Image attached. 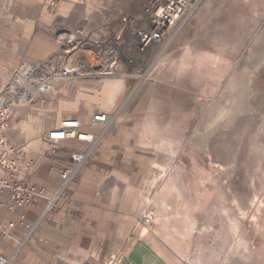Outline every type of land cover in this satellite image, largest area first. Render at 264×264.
I'll use <instances>...</instances> for the list:
<instances>
[{
    "label": "crops",
    "instance_id": "0c3cea01",
    "mask_svg": "<svg viewBox=\"0 0 264 264\" xmlns=\"http://www.w3.org/2000/svg\"><path fill=\"white\" fill-rule=\"evenodd\" d=\"M127 1L111 0L106 7L132 17L137 9ZM88 2L6 0L0 24V54L6 61L0 62V72L15 73L24 63L41 64L57 54L56 28L75 32L86 23L90 32L99 30L93 12L98 9ZM197 17L203 27L258 25L264 0H206ZM215 28L205 34L214 35ZM194 41L163 59L153 79L134 88L126 90L130 81L121 78L64 76L49 97L11 117L7 137L22 166L19 178L29 179L44 196L21 211L0 207L1 256L11 264H184L183 223L172 219L173 204L185 184L197 117L210 115L225 84L216 68L221 54L211 45L217 38L204 40L210 47L203 40L193 47ZM97 111L110 114V131L78 167L42 227L17 250L22 224L35 223L45 195L62 184L59 162L90 146L74 138L52 145L47 134L63 120L77 119L80 131L101 135L104 126L93 120ZM150 186L156 187L149 196L154 224L147 226L142 215Z\"/></svg>",
    "mask_w": 264,
    "mask_h": 264
},
{
    "label": "rangeland",
    "instance_id": "374dc122",
    "mask_svg": "<svg viewBox=\"0 0 264 264\" xmlns=\"http://www.w3.org/2000/svg\"><path fill=\"white\" fill-rule=\"evenodd\" d=\"M109 1L88 2L90 8L98 9L93 12L99 30L90 32L86 28L81 33L78 27L76 34L68 31L63 35L66 32L56 28L60 50L37 64L42 65L47 77L43 81L29 78L28 86L20 83L24 93L36 95L30 102L14 105L11 117L35 107L42 102V97H49L52 85L60 77L121 78L130 81L128 86L125 84L127 90L153 79L160 62L177 55L191 39L196 41L190 45L196 47L202 45V40L217 38L211 45L221 54L216 68L225 84L218 104L208 117H197L190 134L185 184L173 204L175 218L172 219L179 226L183 223L184 264H264V17L257 21L258 25L249 27H203L197 16L204 0L198 10L187 18H180L159 39L151 42V37L142 42L133 36V30L149 26L151 18L146 5L150 8L153 0L127 1L137 9L132 17L118 16L115 9L106 7ZM5 7L6 0H0V24ZM214 28V35L213 31L211 35L205 34ZM74 35L87 41L88 46L64 45V39ZM145 43L148 47L144 49ZM204 44L210 47L209 43ZM74 58L88 60L94 70L108 68V61L120 72L116 76L87 72L65 74L63 68ZM5 61L0 54V62ZM14 75L0 72V87ZM48 82L49 91L35 92ZM155 188H148V197ZM150 198L146 207L152 211Z\"/></svg>",
    "mask_w": 264,
    "mask_h": 264
},
{
    "label": "built area",
    "instance_id": "2783aa9c",
    "mask_svg": "<svg viewBox=\"0 0 264 264\" xmlns=\"http://www.w3.org/2000/svg\"><path fill=\"white\" fill-rule=\"evenodd\" d=\"M203 1L153 0L150 8L149 5H146L149 18H151L148 21L149 26L144 29H134L133 36L140 38L141 41H149L153 37L151 41L153 42L155 38L157 40L162 35L160 28L166 29L165 33L168 32L180 18H187L198 10ZM123 21H127V18L123 17ZM18 70L14 73V77L20 73ZM14 77L10 76L5 85L0 87V196H6V201H1L0 207H5L10 211H21L30 203L44 196V194L41 190L35 189L34 184L29 179L19 178L18 174L22 166L15 157L14 148L7 137L13 107L19 98L18 91L20 88L11 82ZM32 99L33 97L28 101L30 102ZM110 117V114L101 111H97L94 114V122L104 126L101 135L80 131L81 125L77 119L63 120L58 126L49 131L47 138L52 145H57L59 141L64 139L74 138L87 142L90 146L87 150H73L68 161L59 162V173L63 178L62 184L59 188L45 195V202L37 221L33 224H22L23 239L17 250L22 247L25 241L30 239L32 234L42 227L54 210L57 200L68 190L78 167L82 166L90 158L95 146L103 140L104 134L110 131ZM56 161L59 160L56 159ZM142 219L147 226L153 225L154 215L148 207H146ZM10 226L14 227V223H10ZM0 229H3L1 224ZM0 264H11V259L0 255Z\"/></svg>",
    "mask_w": 264,
    "mask_h": 264
},
{
    "label": "bare ground",
    "instance_id": "6f19581e",
    "mask_svg": "<svg viewBox=\"0 0 264 264\" xmlns=\"http://www.w3.org/2000/svg\"><path fill=\"white\" fill-rule=\"evenodd\" d=\"M85 29H86V23H84L81 26L80 32L83 33L85 31ZM160 29H161L162 33H164L166 30V29H162V28H160ZM63 35H67V33H65ZM62 38H64V37H62ZM64 45H66L67 47H71L72 45H78V46L83 45L84 47H87L88 43H87V41H84V39L76 38L74 35V37L67 36V38L64 39ZM147 45H148V43L142 44V47L145 49L146 47H148ZM149 45H151V44H149ZM41 66L42 65H37V64H26L24 69L21 70L20 73L12 79L11 82L18 85L17 87L20 88L18 91L19 92L18 93L19 98L16 101V105L19 103H22L24 101H28L30 98L35 96L34 95V96L23 98V95H24L23 90L25 88H23L22 85L20 86V83L24 84L25 86H28L30 83V80H28L29 78H32L34 80L43 81L47 76L43 74L44 68ZM106 67H108V68H104V69L100 68V70H96V69L94 70L93 65L92 66L89 65L88 60H86V59L79 60V58H78V59L73 60L72 63L68 67L63 68V72L65 74H80L81 72H87L90 74H97V75L99 74L101 76H110V75L116 76L120 72L117 67H114V65L112 63H108V61H107ZM29 69H31L30 73L28 72ZM46 84H43L42 87L39 88V90H35V92L38 93L39 91H49L48 90V88L50 87L49 82ZM13 93L15 94V92H13Z\"/></svg>",
    "mask_w": 264,
    "mask_h": 264
}]
</instances>
